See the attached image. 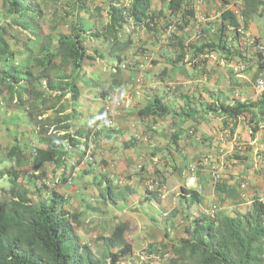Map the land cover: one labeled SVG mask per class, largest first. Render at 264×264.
<instances>
[{
    "label": "trees",
    "instance_id": "trees-1",
    "mask_svg": "<svg viewBox=\"0 0 264 264\" xmlns=\"http://www.w3.org/2000/svg\"><path fill=\"white\" fill-rule=\"evenodd\" d=\"M220 2L216 31L203 29L190 41L179 33L197 17L195 0H157V8L154 0H0V137L5 140L0 141V264H120L132 256L131 220L108 224L94 219L89 225L83 211L67 206L60 188L72 183L84 163L79 178L107 163L98 162L91 148L105 136V106L97 118H88L85 103L117 94L125 83L123 68L131 66L126 62L131 48L135 56H148L150 51L136 42L141 31L157 40L169 35L168 47L178 50L171 65L197 66L214 52L229 63L242 59L246 45L239 41V28L246 29L264 1L243 0V21L230 0ZM257 54L264 59L260 50ZM167 72V67L161 71ZM214 109L225 127L245 114L255 132L264 119V93ZM169 110L156 94L138 114L160 118ZM141 170L148 171L145 199L159 201L163 175L158 169L149 173L144 165ZM51 181L59 186L50 187ZM148 182L157 183L154 190ZM182 191L193 196L192 202L200 200L198 191ZM131 193L130 186L120 188L107 179L96 194L103 198L100 206L88 208L106 212L100 209L106 200L118 203ZM79 228L94 233L99 253L82 241ZM144 250L160 255L161 264H264V200L254 198L247 210L218 213L214 219L195 216L178 241L156 248L150 244L139 252Z\"/></svg>",
    "mask_w": 264,
    "mask_h": 264
},
{
    "label": "crops",
    "instance_id": "crops-1",
    "mask_svg": "<svg viewBox=\"0 0 264 264\" xmlns=\"http://www.w3.org/2000/svg\"><path fill=\"white\" fill-rule=\"evenodd\" d=\"M205 1L207 6L199 5L202 10L197 16L200 14L203 19L210 14L215 2L219 8L213 12L219 17L220 0ZM235 4L239 9L244 8V3L238 4L236 0H230L229 7L235 9ZM153 8H157V0H154ZM239 9L237 13L243 21ZM244 30L248 36L250 31L257 34L264 45V6H260ZM140 35L152 37L148 31H141ZM244 51L242 59L234 58L231 63L217 60L220 53L214 52L197 66L186 64L179 76L175 74L179 66L169 65L168 74L178 80L172 86V92H164L162 79L157 81L160 90L155 89L153 76L158 72V66L148 72V79L144 82L147 89L137 82L142 76L139 72L135 71L134 75V71L123 68L125 83L116 89L117 94L112 93L106 100L86 101L88 118H97L104 105L103 112L109 119L106 126L102 122L98 124V128L104 126L105 136L98 144H91L97 158L107 160L98 168L103 175L98 193L107 179L120 188L130 186L134 193L118 203L106 200L107 204L100 208L106 212H94L88 208L89 205L100 206L103 198L98 196L92 199L95 204L87 199L82 207L71 206V209L83 211L86 222L98 219L110 224L122 219L131 220L136 240L135 252L129 257L133 264H148L139 258L140 248H147L150 244L156 248L163 243L178 241L195 216L209 217L212 210L216 214H234L247 210L254 198L264 200V119L255 132L248 117L246 121H238L231 135L220 140L228 125H223L221 112L214 109L215 105L222 103L260 98L255 91V81L264 69V59H260L251 45L245 46ZM262 55L264 57V51ZM242 63L248 65L244 72L238 69ZM101 69L106 75L109 73L106 66ZM156 94L170 110L164 117L142 119L138 110L149 104ZM118 99H129L130 103L118 106ZM145 99L148 101L143 102ZM186 99L189 105H186ZM199 160L198 170L191 172L189 165ZM143 165L148 167L149 173L158 169L163 175L165 183L159 201L145 199L147 180L144 177H148V171L141 170ZM81 166L74 176H80L85 170ZM216 172L220 174L219 179L215 178ZM182 187L198 191L200 200L192 202L193 196L182 191ZM90 188L92 185L86 186V189ZM80 189L75 192L81 193ZM175 209H178L176 216L168 217Z\"/></svg>",
    "mask_w": 264,
    "mask_h": 264
},
{
    "label": "rangeland",
    "instance_id": "rangeland-1",
    "mask_svg": "<svg viewBox=\"0 0 264 264\" xmlns=\"http://www.w3.org/2000/svg\"><path fill=\"white\" fill-rule=\"evenodd\" d=\"M221 1V0H220ZM205 0H195V7L197 9V12L200 13L202 10V7H198L199 5H206L205 4ZM212 8H210V14H208L207 12V16H205L203 19H201L200 14H198V16L196 17L195 20H193L191 22V24L185 28V30L181 33H179V35L183 34L186 37V40H190V41H196L198 38V35L204 34L203 29H210L213 31H216L217 27H218V23H219V18L217 15V13L215 14L213 12V10H218L219 6L218 4H216L214 2V6H211ZM235 9H239L238 6H236V4L234 5ZM240 10V9H239ZM210 15V16H209ZM215 16V17H214ZM203 32V33H202ZM211 32V33H212ZM208 34V33H207ZM210 35V33H209ZM213 35V34H211ZM168 36L166 37L163 36L162 38H160V40H157L155 38H150L149 36H141V38L138 40V38L136 39V42L138 41V46L140 44H142L147 50H149L150 52H147L148 56L145 57L143 55H138L135 56L134 50L133 48H131V50L129 51V58L127 59L126 62H128L131 66H126L125 69H127L128 71H134V75H135V71L139 72L138 74H140L142 80L139 84H143L142 87L145 86V81L146 79H148V72L150 69H152V67H159L158 72H156L154 74V83L155 84V89H157L158 91L160 90L158 87L161 86L160 83H158L157 81H159V79H162V82L165 83L164 87V92H172L173 88L172 86L174 85V83H176V81L178 82L177 79L172 78L173 75H170L167 73H161V71L167 67L169 69V65H171V59H173L178 50L176 49V47L174 46H169L168 47ZM242 38L240 39L243 43H246V46L251 45L254 47V50L257 52L259 51V45H263L262 41L258 38L257 34L253 33L250 31L249 36L248 34L245 32V36H241ZM201 39V38H200ZM235 44H237V42H235ZM264 46V45H263ZM100 47V46H99ZM106 52V51H105ZM109 59H111L110 57L105 58L104 61H108ZM221 59L220 56L217 57V60ZM154 61H156V63L154 64ZM106 63V62H104ZM110 65V63L108 64V66ZM186 64H182V63H178L176 64V66L178 67V70L175 72V74L177 76H179V73H182L181 70L183 71V68ZM171 66H175V65H171ZM183 67V68H182ZM130 72V73H131ZM135 77V76H134ZM133 77V78H134ZM145 88V87H144ZM148 88V86H147ZM145 88V89H147ZM148 101L147 99H145V101L143 100V102ZM139 102V101H138ZM148 121V120H146ZM129 135V134H128ZM0 141L3 142V144L5 143V140H3L2 137H0ZM93 144V142H92ZM96 145V144H95ZM96 159L99 162V158L96 157ZM86 160V159H85ZM84 160V161H85ZM97 162V164H98ZM86 163L83 164V166L81 167H86L85 166ZM90 171V170H89ZM87 174V173H86ZM93 175L94 179H93ZM93 175L89 176V175H85L83 178H79L78 176H73L72 178V183L71 184H67V185H62L60 188H62V191H65V193L67 194L68 197V202H67V206H69V208H71V206H75L76 208H78L79 206H83L84 205V201H87V199H90L91 202L92 199H95L96 194H98V190L100 188V177L103 176L99 173L98 170H95V172L93 173ZM104 179V177H102ZM86 179V181H85ZM80 186V190L81 193H76L75 191L78 189L77 186ZM87 185H92V188L90 189H86ZM2 184L0 182V188H1ZM57 186H53V181L50 182V187H58ZM96 188V189H95ZM92 204H95V202H93ZM94 222V219H92V221L88 222L89 225L91 223ZM102 228V227H100ZM78 234L80 235L82 241L84 242H88L92 249L94 250L95 253H99L100 249H99V245L97 244L96 240H95V235L94 233L91 232V230H87L86 228H79L78 229ZM145 249V248H140V250ZM139 250V251H140ZM157 261V260H156ZM151 263H155V260L150 261L148 264ZM158 264H161V262L157 261ZM163 263V262H162ZM156 264V263H155Z\"/></svg>",
    "mask_w": 264,
    "mask_h": 264
},
{
    "label": "built area",
    "instance_id": "built-area-1",
    "mask_svg": "<svg viewBox=\"0 0 264 264\" xmlns=\"http://www.w3.org/2000/svg\"><path fill=\"white\" fill-rule=\"evenodd\" d=\"M236 2L238 4H241L243 3V0H236ZM238 10V9H237ZM239 32L241 34V36H245V30L243 28H239ZM259 50L261 52L264 51V46L263 45H259ZM248 65L246 63H242L238 66V69L239 71L241 72H244L246 69H247ZM142 80L141 77H138L137 79V82L140 83ZM255 91L257 92V94H262L264 93V69L260 72L259 76L257 77L256 81H255ZM130 103V100H126V101H123L121 99H118L116 101V104L118 106H123V104H129ZM246 121L247 120V116L245 114H241V115H238L236 117H233L231 118V123L228 124V126L225 128V134H221L220 135V140H224L225 137L231 135L232 133V129H233V126L236 125V122L238 121ZM200 160L195 162V163H191L189 165V169L191 172L195 173L197 170H198V167L200 166ZM215 178L219 179L220 178V174L219 173H215ZM148 186L150 188V190H154L155 189V186H157V183H154V182H148ZM162 194V189L160 190V196ZM209 217L214 219L216 217V213L214 210H212L210 213H209ZM138 256L140 258L141 261H144L145 263H149L150 261L152 260H160V255H157V254H154V253H149L148 251H141L138 253ZM132 257V256H130ZM120 264H133V261L129 258L121 261Z\"/></svg>",
    "mask_w": 264,
    "mask_h": 264
}]
</instances>
